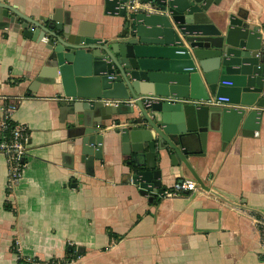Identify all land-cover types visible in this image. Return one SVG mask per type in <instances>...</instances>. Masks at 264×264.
I'll return each instance as SVG.
<instances>
[{
  "label": "crops",
  "instance_id": "obj_1",
  "mask_svg": "<svg viewBox=\"0 0 264 264\" xmlns=\"http://www.w3.org/2000/svg\"><path fill=\"white\" fill-rule=\"evenodd\" d=\"M0 3L37 21L70 20L67 28L81 25L100 38H112L120 29L121 17L105 12L104 0ZM229 14L258 27L264 50V0H219L207 11L216 25ZM43 49L41 42L0 29V119L11 103V119L28 132L25 165L14 184H7V162L0 153V264H20L18 259L28 264V258H67L70 264H264L256 224L264 218V106L258 121L252 117L250 127L240 122L228 140L212 115L213 130L206 132L204 145L192 148L187 165H173L170 152L156 149L161 190L179 178L196 184L185 193L160 195L131 180L114 121L123 123L132 114L112 113L103 120V156L94 161L92 173L86 172L67 135L76 113L71 104L83 99L62 104L60 84L36 80L44 78L39 74ZM139 84L149 92L166 83L142 79ZM76 111L80 124L82 112ZM99 118V111L90 112L89 120ZM73 143L71 159L65 154Z\"/></svg>",
  "mask_w": 264,
  "mask_h": 264
},
{
  "label": "water",
  "instance_id": "obj_2",
  "mask_svg": "<svg viewBox=\"0 0 264 264\" xmlns=\"http://www.w3.org/2000/svg\"><path fill=\"white\" fill-rule=\"evenodd\" d=\"M219 0H104V11L121 17L120 29L112 38L93 32L75 31L70 20L55 16L39 21L20 15L0 3V29L16 31L43 44L42 71L36 80L60 84L63 95L83 99L71 104L76 112L68 131L78 146L79 161L93 172L102 159L103 120L132 114L122 123L115 119L116 132L131 171V180L145 189L160 192L159 171L154 169L156 149L170 152L173 165H187L192 148L210 127L211 116L228 140L239 123L250 127L264 106V50L258 27L245 17L229 14L222 25L207 15ZM165 82L156 85L155 95L207 99L226 96L228 104H193L144 98L139 81ZM229 82V83H224ZM130 103L103 104L104 99H129ZM61 103L70 105L67 100ZM136 107L137 111L133 107ZM252 106L255 108L249 109ZM82 112L83 120L76 111ZM92 110L99 120H89ZM112 141V140H111ZM74 143L67 146L73 158ZM157 187V188H154Z\"/></svg>",
  "mask_w": 264,
  "mask_h": 264
},
{
  "label": "built area",
  "instance_id": "obj_3",
  "mask_svg": "<svg viewBox=\"0 0 264 264\" xmlns=\"http://www.w3.org/2000/svg\"><path fill=\"white\" fill-rule=\"evenodd\" d=\"M264 47V46H263ZM224 83H229L225 82ZM144 98H151L154 100H170V101H183L186 103L193 104H228L226 96H214L211 95L207 99H184L176 98L173 96L163 97V96H150L144 95ZM64 99L71 98L62 97ZM104 103H119L121 99H104ZM14 105L11 103L3 108V115L0 119V153H2L7 162L8 177L7 184H14L21 176L25 162H22L25 152H26V139L27 135L24 131L26 127L21 123H16L11 119V113ZM196 184L192 179L189 178H179L176 179L169 188H164L160 191V195L173 196L181 193L194 190ZM256 224L259 232L260 241V252L264 262V218H259L256 220ZM28 264H70V259H48V260H37L34 258L26 259Z\"/></svg>",
  "mask_w": 264,
  "mask_h": 264
},
{
  "label": "trees",
  "instance_id": "obj_4",
  "mask_svg": "<svg viewBox=\"0 0 264 264\" xmlns=\"http://www.w3.org/2000/svg\"><path fill=\"white\" fill-rule=\"evenodd\" d=\"M24 131H25L26 135H28L27 128L24 129ZM22 162H24V158H23ZM155 199H159V197H156ZM18 262H19L20 264H26V263H24V262L22 261V259H18Z\"/></svg>",
  "mask_w": 264,
  "mask_h": 264
}]
</instances>
